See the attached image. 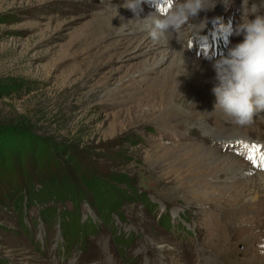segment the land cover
<instances>
[{
    "label": "rangeland",
    "instance_id": "374dc122",
    "mask_svg": "<svg viewBox=\"0 0 264 264\" xmlns=\"http://www.w3.org/2000/svg\"><path fill=\"white\" fill-rule=\"evenodd\" d=\"M207 2L154 42L148 3L0 0V264H264V113L238 126L212 92L243 40L221 26L264 0ZM83 177L129 197L104 212Z\"/></svg>",
    "mask_w": 264,
    "mask_h": 264
},
{
    "label": "clouds",
    "instance_id": "9594fccd",
    "mask_svg": "<svg viewBox=\"0 0 264 264\" xmlns=\"http://www.w3.org/2000/svg\"><path fill=\"white\" fill-rule=\"evenodd\" d=\"M148 3L155 12L143 21L149 37L155 42L170 33H177L201 11L214 6L207 0H126L124 7L137 16ZM168 5L165 13L160 4ZM235 28L229 23L221 26L229 35H242L243 40L230 47L213 65L218 83L213 87L215 108L222 110L238 126H249L259 113H264V14H256Z\"/></svg>",
    "mask_w": 264,
    "mask_h": 264
},
{
    "label": "trees",
    "instance_id": "16d2710c",
    "mask_svg": "<svg viewBox=\"0 0 264 264\" xmlns=\"http://www.w3.org/2000/svg\"><path fill=\"white\" fill-rule=\"evenodd\" d=\"M51 180L52 181L48 183L49 185H47V187L42 188L45 190V192L40 191L42 194H45L46 197H52L55 193H58L61 197H63V195L65 194V196L67 197L66 199L75 200V202H79L81 200L83 193L82 190H75L74 188H71V186L73 185L71 183L66 184L65 179L60 180V178H51ZM117 182L120 184H125L129 187L132 186V184H130L127 178H125L124 180H117ZM82 183L88 185L89 190L92 192V196L95 198V202L106 205L104 208V212H109L111 210L110 208L114 209V207L116 205H119L120 201L123 200L124 197L127 195L125 191L116 190L115 188L106 185V182H104V180H99L97 178L85 180L83 177ZM108 188L110 189L108 190ZM113 192H115L117 195V198H115V200L113 198L114 196H112L114 194ZM32 194L37 193L34 190V193L32 192ZM126 197H129V195H127ZM75 226L77 225L75 224Z\"/></svg>",
    "mask_w": 264,
    "mask_h": 264
},
{
    "label": "snow or ice",
    "instance_id": "6c2138e0",
    "mask_svg": "<svg viewBox=\"0 0 264 264\" xmlns=\"http://www.w3.org/2000/svg\"><path fill=\"white\" fill-rule=\"evenodd\" d=\"M245 147H247V146H245ZM259 151V149H258V146H255V145H253L252 147H251V155H249L247 158L249 159V160H251L254 164L256 163V160H255V153H257ZM260 160L262 161V164H261V166L262 167H264V155H262L261 157H260Z\"/></svg>",
    "mask_w": 264,
    "mask_h": 264
},
{
    "label": "bare ground",
    "instance_id": "6f19581e",
    "mask_svg": "<svg viewBox=\"0 0 264 264\" xmlns=\"http://www.w3.org/2000/svg\"><path fill=\"white\" fill-rule=\"evenodd\" d=\"M260 227V226H259ZM262 227V226H261ZM260 236H262V238H264V233H262ZM255 243V242H254ZM260 245H262V244H260Z\"/></svg>",
    "mask_w": 264,
    "mask_h": 264
}]
</instances>
